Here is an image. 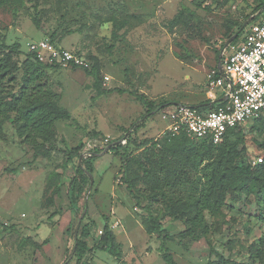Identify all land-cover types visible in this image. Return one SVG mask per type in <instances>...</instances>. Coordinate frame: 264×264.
<instances>
[{"label":"rangeland","instance_id":"obj_1","mask_svg":"<svg viewBox=\"0 0 264 264\" xmlns=\"http://www.w3.org/2000/svg\"><path fill=\"white\" fill-rule=\"evenodd\" d=\"M263 1L23 0V6L18 7L12 0L1 7L0 43L2 39L8 44L19 42L27 55L33 52L32 45L49 42L60 54L70 52L83 64L59 63L47 51L36 52L45 63L57 67L48 72L51 84L60 95L59 105L71 116L56 123V150L50 157H35L33 148L17 135L12 120L3 126L0 264H164L159 254L161 239L148 235L142 223L148 217L142 207L147 206L174 237L168 248L178 264H217L210 247L231 261L250 262L253 247L264 241V188L253 185L237 193L234 200L228 195L227 207L216 218L206 212L211 227L208 237L187 240L188 250H184L179 235L189 225L185 219H174L167 207L184 210L181 205L187 200L188 188H166L169 196L163 197L144 169H139L141 180L134 192L142 209L137 208L122 175L125 147L115 154L105 152L107 147L100 143L105 139L119 142L133 135L126 147L132 156L138 155L163 137L167 124L160 114L161 105L206 102L211 94L208 80L219 71L226 43L241 33L250 18L264 19ZM35 20L41 28L35 26ZM90 72H99L102 88L110 92L103 93ZM150 103L153 109L149 114ZM257 121L242 126L246 151L233 166L255 168L259 159L264 160V131ZM260 123L264 124V116ZM92 139L102 149L97 160L104 158L93 164L91 192L88 184L82 194L73 193L70 184L81 162L67 152ZM194 143L195 147L201 145ZM174 145L177 156L190 163L185 171L194 181V158L184 152L190 149L191 140ZM165 159L178 157L167 155ZM173 192L182 200L180 204L171 201ZM153 195H158L157 202L151 200ZM91 221L96 227L91 225V237L84 240L88 251L79 261L76 239ZM106 225L121 245V258L94 248ZM256 264L261 263L256 260Z\"/></svg>","mask_w":264,"mask_h":264},{"label":"trees","instance_id":"obj_2","mask_svg":"<svg viewBox=\"0 0 264 264\" xmlns=\"http://www.w3.org/2000/svg\"><path fill=\"white\" fill-rule=\"evenodd\" d=\"M11 1L0 0V8ZM14 2L18 7L23 6V0H14ZM261 4V7L264 6V1ZM199 6L201 7V4ZM18 7L14 11L17 12ZM255 22L256 18L249 25ZM34 23L38 29L41 28L39 21L35 20ZM244 31L245 29L241 33ZM241 33L236 36L234 42L240 41ZM24 55L21 43L8 44L5 39H2L0 43V139L3 138L4 124L12 120L17 135L33 148L35 157H50L51 153L56 150L54 143L57 138L56 123L61 120H70L71 116L59 105L60 95L54 91L51 84L48 72L57 69V67L45 63L36 52L25 55L26 60L21 62L20 57ZM89 74L96 77L103 93L110 92L102 88L99 72H90ZM215 77H221V73L218 71ZM139 99L145 101L143 96H140ZM145 103L148 102L145 101ZM206 104L205 106L208 108L214 107L210 101ZM163 107L165 105L160 106V108ZM151 109H153V105L150 103L149 114ZM261 118L258 119L257 123L259 128L261 127L264 131V124L260 123ZM238 135L240 136L239 140L235 142L230 140L231 137ZM131 138L133 135L126 138L127 144ZM190 140V149L185 148L184 152H188V158L189 156L194 158L193 169H196V177L192 182L189 173L185 171L190 163L186 164L183 159L177 156L174 145V143L179 142L189 143ZM194 141L201 142V145L195 147ZM239 144L242 145L241 151H238ZM85 145L86 143L68 151L67 155L80 158L85 152ZM123 147L125 148L121 154V159L124 185L128 193L137 201V208H141L139 197L134 192L136 184L141 180L138 175L139 169H144L148 175L147 179L163 197L169 196L165 192L166 188H170L172 191L182 187L188 188L187 200L181 205L184 210L180 211L175 206L167 207L169 214L174 219H185L189 225V228L179 235V244L184 250H188L187 240L197 241L208 237L211 227L207 224L206 212L216 218L227 207L228 195H231L234 200L237 193H244L253 185L260 189L264 188L263 162L256 164L255 168L249 164L241 167L232 165V162L241 158L246 151L242 126L229 130L223 142L217 145L209 140L199 141L186 134H180L175 137L165 135L161 140H156L151 145L146 146L141 153L135 156H132L126 145L123 146L120 141L110 143L107 150L116 154ZM101 150L99 148L94 149L90 156L82 160L76 176L70 184L73 193L82 194L84 187L90 184L89 175L94 172L93 164ZM214 150L218 152L217 155H214ZM167 155L178 157V160L165 159ZM194 160H198V163H195ZM203 162L206 164L202 166ZM56 190L57 193L60 192L59 189ZM170 197H172L171 201H174L175 205L182 201L175 197L174 192L171 193ZM157 198L158 195H153L151 200L157 202ZM142 208L148 215L142 222L146 233L148 235L156 234L161 239L159 254L164 264H178L168 248V243L175 239L163 228L162 218L155 215L150 207ZM262 223L264 225V220ZM91 225L93 228L96 227V224L91 221L90 225H85L82 228L80 238L76 239L75 253L79 261L88 251V246L84 240L91 237ZM94 248L96 251L110 252L117 258L122 256L121 245L117 243L108 225L105 226L101 239L94 243ZM210 248L211 253L217 255V264H242L224 258L212 247ZM256 260L264 264V241L259 246L253 247L251 260L245 264H256Z\"/></svg>","mask_w":264,"mask_h":264},{"label":"built area","instance_id":"obj_3","mask_svg":"<svg viewBox=\"0 0 264 264\" xmlns=\"http://www.w3.org/2000/svg\"><path fill=\"white\" fill-rule=\"evenodd\" d=\"M247 27L233 52H222L221 77L216 78L215 75L208 80L211 93L217 90L224 92L223 100L212 103V108L186 105L164 107L160 114L167 125L161 136L186 134L192 139L209 140L217 145L223 142L229 130L264 116V19ZM31 50L47 51L50 58L59 63L83 64L70 52L60 54L49 42L32 45ZM97 142L95 139L87 141L86 158L99 147ZM120 143L127 145L126 138ZM100 144L108 148L110 141L105 139ZM262 162L263 159H259L255 164Z\"/></svg>","mask_w":264,"mask_h":264},{"label":"crops","instance_id":"obj_4","mask_svg":"<svg viewBox=\"0 0 264 264\" xmlns=\"http://www.w3.org/2000/svg\"><path fill=\"white\" fill-rule=\"evenodd\" d=\"M233 43V42H232ZM231 43V44H232ZM239 43V42H238ZM229 45V47L227 48L228 49V52L229 53H231V52H233V50L236 48V46L238 45L237 43L235 44V45ZM227 49H225V50H227ZM219 72H220V68H219ZM221 73V72H220ZM224 94V92L222 91V90H217L215 93H211V94H209V97H208V99H206L207 101L206 102H204V103H201V104H199L198 106H205V105H207L206 103L208 102V101H210L211 103H215V102H220V101H222L223 100V95ZM214 98H216V99H214ZM169 105H171V103H168ZM173 105V104H172ZM177 105H180V104H177ZM187 106V105H186ZM194 107H197V106H194ZM127 138V137H126ZM102 157V156H101ZM104 157H102V159H103ZM102 159H98L97 160V162H99L100 160H102ZM104 162V161H103ZM97 164V163H96ZM102 172V171H101ZM101 172H99V173H101Z\"/></svg>","mask_w":264,"mask_h":264},{"label":"water","instance_id":"obj_5","mask_svg":"<svg viewBox=\"0 0 264 264\" xmlns=\"http://www.w3.org/2000/svg\"><path fill=\"white\" fill-rule=\"evenodd\" d=\"M253 19H254V18H250V19L244 24V26L241 28V31H242L243 29H245V28H246V27L252 22ZM235 38H236V37H235ZM235 38H234V39H235ZM234 39H231L230 41H228V42L226 43V45H225V47H224V50L227 49V48L229 47V45L234 41ZM220 72L222 73L221 62H220ZM128 135H129V134H128ZM128 135H127L126 137H128ZM105 152H107V150H106ZM85 158H86V155L83 154V155L80 157V162H82V160L85 159ZM89 178H90L89 193H90L91 190H92V188H93L94 178H93V176H92L91 174L89 175Z\"/></svg>","mask_w":264,"mask_h":264}]
</instances>
